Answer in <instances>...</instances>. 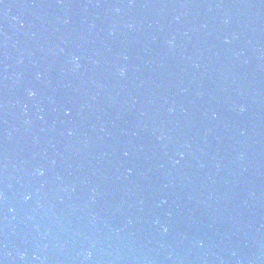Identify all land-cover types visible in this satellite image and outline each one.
Here are the masks:
<instances>
[{
  "label": "water",
  "instance_id": "95a60500",
  "mask_svg": "<svg viewBox=\"0 0 264 264\" xmlns=\"http://www.w3.org/2000/svg\"><path fill=\"white\" fill-rule=\"evenodd\" d=\"M0 264H264V0H0Z\"/></svg>",
  "mask_w": 264,
  "mask_h": 264
},
{
  "label": "clouds",
  "instance_id": "9594fccd",
  "mask_svg": "<svg viewBox=\"0 0 264 264\" xmlns=\"http://www.w3.org/2000/svg\"><path fill=\"white\" fill-rule=\"evenodd\" d=\"M121 74H123V73H121ZM89 255H90V253H89Z\"/></svg>",
  "mask_w": 264,
  "mask_h": 264
}]
</instances>
